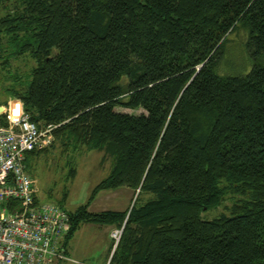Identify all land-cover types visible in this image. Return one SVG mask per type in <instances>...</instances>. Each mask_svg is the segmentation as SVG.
I'll return each mask as SVG.
<instances>
[{
    "label": "trees",
    "instance_id": "16d2710c",
    "mask_svg": "<svg viewBox=\"0 0 264 264\" xmlns=\"http://www.w3.org/2000/svg\"><path fill=\"white\" fill-rule=\"evenodd\" d=\"M1 9V65L35 61L7 90L41 128L56 126L65 150L110 162L68 211V238L89 223L122 228L110 264H264V0H0ZM241 29L251 68L222 73ZM120 187L137 192L132 206L90 210ZM227 195L225 212L201 217Z\"/></svg>",
    "mask_w": 264,
    "mask_h": 264
},
{
    "label": "rangeland",
    "instance_id": "374dc122",
    "mask_svg": "<svg viewBox=\"0 0 264 264\" xmlns=\"http://www.w3.org/2000/svg\"><path fill=\"white\" fill-rule=\"evenodd\" d=\"M5 12V9H1L0 15ZM246 40L245 29L232 34L227 51L224 53L222 73H227L228 68L232 72L247 71L251 68L244 45ZM33 65L35 61L29 60L26 56L23 59H12L9 69H4L0 59V114L5 116L6 121L11 105H15L14 112L25 110L23 101L7 90L13 83L15 84L11 75L15 72L25 75L29 73ZM117 109L137 113L142 111L121 107ZM47 147V151L42 153L27 154L26 165L33 180L35 196L42 204H56L67 211H73L88 201L96 184L107 176L110 162L103 160L104 152L102 151L88 150L85 147L75 152L71 148L65 150L55 137L53 143ZM136 196L137 192L128 187L104 190L97 194L90 205V210L126 209L133 205ZM147 197L148 195H144L142 200ZM234 200L235 198L229 195L225 196L222 203L215 208L203 211L201 217L209 220L218 217ZM116 228L118 229V227L90 223L82 225L65 243L67 254L72 260L61 262V264H110V249L113 241L115 242L112 234ZM115 248L114 243L113 251Z\"/></svg>",
    "mask_w": 264,
    "mask_h": 264
},
{
    "label": "built area",
    "instance_id": "2783aa9c",
    "mask_svg": "<svg viewBox=\"0 0 264 264\" xmlns=\"http://www.w3.org/2000/svg\"><path fill=\"white\" fill-rule=\"evenodd\" d=\"M11 105L0 123V264H61L71 261L65 246L71 231L69 212L40 203L27 169L32 150L53 143L55 125L40 127L24 110ZM17 113V114H16ZM122 228L112 234L117 246Z\"/></svg>",
    "mask_w": 264,
    "mask_h": 264
}]
</instances>
